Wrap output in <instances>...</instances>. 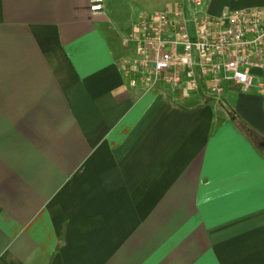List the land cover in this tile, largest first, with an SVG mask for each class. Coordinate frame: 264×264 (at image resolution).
<instances>
[{"label": "crops", "instance_id": "1", "mask_svg": "<svg viewBox=\"0 0 264 264\" xmlns=\"http://www.w3.org/2000/svg\"><path fill=\"white\" fill-rule=\"evenodd\" d=\"M93 1L0 0V264H264V70L132 88L139 16L192 0Z\"/></svg>", "mask_w": 264, "mask_h": 264}, {"label": "built area", "instance_id": "2", "mask_svg": "<svg viewBox=\"0 0 264 264\" xmlns=\"http://www.w3.org/2000/svg\"><path fill=\"white\" fill-rule=\"evenodd\" d=\"M189 19L183 10L139 16L138 32L131 37L138 57L123 63L132 88L179 87L186 79L191 91L200 80L214 96L228 81L248 90L252 69L264 70V13L261 9L229 11L211 17L192 0ZM103 0H94L92 13L101 12Z\"/></svg>", "mask_w": 264, "mask_h": 264}, {"label": "rangeland", "instance_id": "3", "mask_svg": "<svg viewBox=\"0 0 264 264\" xmlns=\"http://www.w3.org/2000/svg\"><path fill=\"white\" fill-rule=\"evenodd\" d=\"M215 98H217V97H215Z\"/></svg>", "mask_w": 264, "mask_h": 264}]
</instances>
